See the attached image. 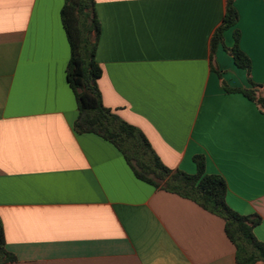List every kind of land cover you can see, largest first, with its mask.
<instances>
[{
  "label": "crops",
  "instance_id": "obj_1",
  "mask_svg": "<svg viewBox=\"0 0 264 264\" xmlns=\"http://www.w3.org/2000/svg\"><path fill=\"white\" fill-rule=\"evenodd\" d=\"M62 0H0V221L10 264H236L223 221L135 178L117 149L77 133ZM210 41L225 0H94L105 108L160 162L226 182V204L258 216L264 244V115L230 90L264 87V0ZM250 62L235 66L233 33Z\"/></svg>",
  "mask_w": 264,
  "mask_h": 264
},
{
  "label": "trees",
  "instance_id": "obj_2",
  "mask_svg": "<svg viewBox=\"0 0 264 264\" xmlns=\"http://www.w3.org/2000/svg\"><path fill=\"white\" fill-rule=\"evenodd\" d=\"M62 1L60 19L70 51L66 79L77 108L74 130L80 134L96 135L112 144L136 179L155 189L186 199L205 212L220 218L224 223V234L234 247L236 264H264V244L253 234L260 218L239 215L228 207L225 200L226 182L219 175L205 173V159L202 155L192 158L196 169L193 175L178 170L172 171L160 162L138 129L104 107L97 86L101 71L95 54L100 25L94 10V0ZM233 2L234 0H225L222 22L211 37V54L222 44L223 32L237 23L238 16ZM238 40L239 34L234 31L233 46L227 51L235 66L249 73L250 62L238 48ZM251 86L249 90L226 91L242 94L264 115V87L254 84ZM14 262L15 256L5 249L0 221V264Z\"/></svg>",
  "mask_w": 264,
  "mask_h": 264
},
{
  "label": "water",
  "instance_id": "obj_3",
  "mask_svg": "<svg viewBox=\"0 0 264 264\" xmlns=\"http://www.w3.org/2000/svg\"><path fill=\"white\" fill-rule=\"evenodd\" d=\"M89 37H90V35H89Z\"/></svg>",
  "mask_w": 264,
  "mask_h": 264
}]
</instances>
